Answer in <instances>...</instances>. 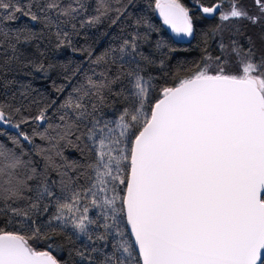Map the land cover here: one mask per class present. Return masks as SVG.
<instances>
[{
    "label": "snow or ice",
    "instance_id": "obj_1",
    "mask_svg": "<svg viewBox=\"0 0 264 264\" xmlns=\"http://www.w3.org/2000/svg\"><path fill=\"white\" fill-rule=\"evenodd\" d=\"M0 264H264V0H0Z\"/></svg>",
    "mask_w": 264,
    "mask_h": 264
},
{
    "label": "rangeland",
    "instance_id": "obj_2",
    "mask_svg": "<svg viewBox=\"0 0 264 264\" xmlns=\"http://www.w3.org/2000/svg\"><path fill=\"white\" fill-rule=\"evenodd\" d=\"M185 2H188V0H185ZM156 22H157V24H160L161 23L158 18H157ZM207 23L208 24L209 23H214V21H207V20L201 21V20H198L197 21V28L200 27V26H202V28H204ZM162 34L165 37H168V36L171 35L170 31L166 28V26H162ZM175 40H176L175 47L177 49H179L178 53L176 54V58L180 57L184 53H187L190 50H192V49H194V48L197 47V45L194 44L195 38H193L191 40L188 39L187 41H181V40H179L177 38H175ZM212 50H214V49H212Z\"/></svg>",
    "mask_w": 264,
    "mask_h": 264
},
{
    "label": "trees",
    "instance_id": "obj_3",
    "mask_svg": "<svg viewBox=\"0 0 264 264\" xmlns=\"http://www.w3.org/2000/svg\"><path fill=\"white\" fill-rule=\"evenodd\" d=\"M206 25H208V23ZM206 25H205V27H206ZM199 29H203L202 26L198 27V30ZM199 40H200V37H199V32H198L196 37H195V42H194V44L197 45V47L190 50L187 53H184L183 55H181L180 57H178L176 59L187 60L189 62L194 61V60H198L200 58V51H199V47H198L199 46ZM104 43L106 44L107 41H105ZM214 48H215V45L212 46V49H214Z\"/></svg>",
    "mask_w": 264,
    "mask_h": 264
},
{
    "label": "water",
    "instance_id": "obj_4",
    "mask_svg": "<svg viewBox=\"0 0 264 264\" xmlns=\"http://www.w3.org/2000/svg\"><path fill=\"white\" fill-rule=\"evenodd\" d=\"M177 39H179V40H181V41H185V40H187V38H177Z\"/></svg>",
    "mask_w": 264,
    "mask_h": 264
},
{
    "label": "flooded vegetation",
    "instance_id": "obj_5",
    "mask_svg": "<svg viewBox=\"0 0 264 264\" xmlns=\"http://www.w3.org/2000/svg\"><path fill=\"white\" fill-rule=\"evenodd\" d=\"M188 40V39H187ZM187 40H185V41H187Z\"/></svg>",
    "mask_w": 264,
    "mask_h": 264
}]
</instances>
